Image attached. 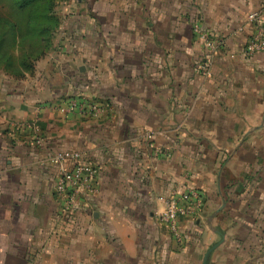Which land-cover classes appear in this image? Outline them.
Returning a JSON list of instances; mask_svg holds the SVG:
<instances>
[{
  "label": "crops",
  "instance_id": "obj_1",
  "mask_svg": "<svg viewBox=\"0 0 264 264\" xmlns=\"http://www.w3.org/2000/svg\"><path fill=\"white\" fill-rule=\"evenodd\" d=\"M180 1L57 0L53 75L0 76V264H203L212 246L207 264H264V214H249L264 187V51L245 54L264 0H193L189 17ZM196 20L225 41L209 74ZM76 92L106 109L62 113ZM60 150L99 167L69 211ZM236 186L248 212L231 205ZM194 189L203 206L177 241L160 213Z\"/></svg>",
  "mask_w": 264,
  "mask_h": 264
},
{
  "label": "built area",
  "instance_id": "obj_2",
  "mask_svg": "<svg viewBox=\"0 0 264 264\" xmlns=\"http://www.w3.org/2000/svg\"><path fill=\"white\" fill-rule=\"evenodd\" d=\"M247 20L254 27V32L246 43L245 54L252 55L264 51V2L258 9L248 14ZM193 31L199 41L204 43L209 50L201 63L202 72L209 74L212 57L224 45L225 41L222 38H213L198 20L193 23ZM106 107L105 103L86 96H67L59 110L65 114L79 112L82 115L98 116ZM156 152L157 155L165 153L161 148H157ZM79 159L80 153L71 150H60L52 157V162L59 169L56 191L64 201V211L75 208L81 190L84 192L96 190L95 180L99 174V167L81 162ZM67 162H71L70 165H67ZM202 206L203 194L199 190L194 189L180 196L177 192H172L165 198V207L160 213L161 224L167 228L172 238L182 241L184 233L180 224L181 216H193L201 210Z\"/></svg>",
  "mask_w": 264,
  "mask_h": 264
},
{
  "label": "trees",
  "instance_id": "obj_3",
  "mask_svg": "<svg viewBox=\"0 0 264 264\" xmlns=\"http://www.w3.org/2000/svg\"><path fill=\"white\" fill-rule=\"evenodd\" d=\"M18 3V10L23 13L25 11L27 14L22 17L21 22L24 17H26V20L23 21V25L16 33V37H18L20 45L28 46L31 43V39H34L38 41V46L21 50L22 57L18 59L17 65L13 62V54L5 52L6 50H0V68L17 79L24 78L27 71L33 72L35 70V62L46 56L51 51L49 49H54V37L62 22L61 16L56 9L57 0H19ZM12 23L14 27H18L15 22ZM32 31H35V33L33 34ZM12 35L14 36L15 32ZM29 35H32L30 39ZM71 95L72 97L83 96L82 92H76Z\"/></svg>",
  "mask_w": 264,
  "mask_h": 264
},
{
  "label": "rangeland",
  "instance_id": "obj_4",
  "mask_svg": "<svg viewBox=\"0 0 264 264\" xmlns=\"http://www.w3.org/2000/svg\"><path fill=\"white\" fill-rule=\"evenodd\" d=\"M18 1L19 0H0V37H1L0 38V50H6L5 52H9V53L13 54V56H14L13 62L16 65L18 64V59H20L22 57L21 50H27L28 48H33V47L36 48L38 46V41H36L34 39H31V43L28 44L29 47L25 46V45H20L19 39H18V37H16V33L20 30V27L23 25V21L26 20L25 19L26 17H24L23 21L21 22L22 17L27 14L25 11H24V13H25L24 14L23 12L18 10V7H17V5H19ZM192 2H193V0H182V1H180V8L183 11V12H181V14H183V15L186 14L189 17V12H190V9L192 8ZM179 10L180 9L178 8V10L175 12L178 13ZM12 22H15L18 25V27L15 26L17 29L13 26ZM13 27H14V29H12ZM13 32H15L14 36L12 35ZM32 33L34 34L35 31H32ZM30 36L32 37V35H29V39L31 38ZM28 42H29V40H28ZM49 50L52 51V48ZM50 52H48L47 55ZM46 56L41 57L38 61L35 62V70L33 72H29V71L26 72V74L28 75L27 78L34 79L35 78L34 77L35 71H37V70H42V72L46 73L47 75H53L52 72L50 70H48L49 66H47L48 63L45 61ZM3 75L9 76L5 70L0 68V76L2 77ZM35 127L37 128V130H41L39 123L36 124ZM247 176H251L250 173H248ZM253 176H251V178ZM250 181H252V180H250ZM262 187H263V184L259 183L253 189V190H255V192L252 193L253 194L252 196H254L253 197L254 200H253V202H251V205H250V208L252 209V213L249 211V214H251L250 215L251 218H253V219L255 218V220H256V218L259 219L260 217H262L261 215L264 214V211L261 210L262 206L264 204V197L262 196V192H264L263 191L264 187H263V189H262ZM233 192L236 193L235 194L236 197L233 196V198L230 199L231 203H232L231 205L237 206V207L241 208L242 210H244L245 212H248V208L245 206L246 205L245 201L249 200V198H247L248 197L247 194L242 193V192H244V189H242V187L240 188L239 186L238 187L236 186V190H234ZM257 192L259 193L258 195H256ZM255 200H256L257 204H256ZM227 201H228V199H227ZM247 215H245V216L247 217ZM232 219H233V217L231 218L229 224L233 226V224L236 222L233 221Z\"/></svg>",
  "mask_w": 264,
  "mask_h": 264
},
{
  "label": "water",
  "instance_id": "obj_5",
  "mask_svg": "<svg viewBox=\"0 0 264 264\" xmlns=\"http://www.w3.org/2000/svg\"><path fill=\"white\" fill-rule=\"evenodd\" d=\"M215 248V246H212L205 254L204 258H203V264H207V260H208V255L209 253Z\"/></svg>",
  "mask_w": 264,
  "mask_h": 264
}]
</instances>
